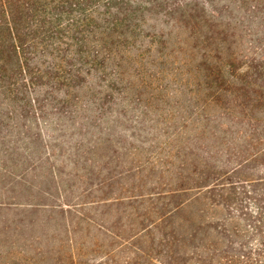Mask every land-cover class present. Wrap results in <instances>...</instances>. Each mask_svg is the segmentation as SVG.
Segmentation results:
<instances>
[{
    "label": "rangeland",
    "instance_id": "1",
    "mask_svg": "<svg viewBox=\"0 0 264 264\" xmlns=\"http://www.w3.org/2000/svg\"><path fill=\"white\" fill-rule=\"evenodd\" d=\"M208 1L235 63L264 57L260 0ZM144 11L145 41L159 29L171 40L136 44L139 63L110 60L107 80L71 90L76 105L32 93L42 108L21 111L20 136L19 113L0 107V264H264V79L219 90L187 15Z\"/></svg>",
    "mask_w": 264,
    "mask_h": 264
},
{
    "label": "trees",
    "instance_id": "2",
    "mask_svg": "<svg viewBox=\"0 0 264 264\" xmlns=\"http://www.w3.org/2000/svg\"><path fill=\"white\" fill-rule=\"evenodd\" d=\"M257 3L263 5L264 0ZM209 4L208 0H181L174 6L170 0H0V107L9 113L18 112L23 121L20 125L23 130H14L11 134L20 136L31 129L26 127L22 110L36 111L38 105L42 108V101L32 93L48 88L50 92L56 91L63 103L68 104L73 99L76 105L79 102L75 101L71 90L81 92L84 82L92 75L107 80L105 71L110 60L128 59L132 64L139 63L144 54L136 44L169 42L171 37L167 39L161 29L146 32L150 38L145 41L141 26L146 7L151 11L164 6L168 15L171 9L178 10L179 20L187 15L184 33L192 40V48L204 49L198 60L215 66L207 75L211 81L215 80L219 90L239 78L246 90L255 89L257 85L262 89L259 79H264V57L250 59L249 63H244V69V65L239 67L242 62L236 64L234 53L226 51L222 45L229 33L220 27ZM186 45L190 46V41ZM212 46L216 50L214 55L205 51ZM218 53L221 58L227 57L226 64L212 63ZM0 124L9 125L4 121ZM6 136L7 130L0 131L2 140ZM210 184L204 186H211L208 190L213 192L223 187L220 183ZM183 204L179 203L176 208ZM29 208L40 213L50 209L37 205ZM180 227L178 223L175 230L179 231ZM176 239L178 241V237ZM231 257L240 264L250 261L245 253ZM216 262L225 264L221 260Z\"/></svg>",
    "mask_w": 264,
    "mask_h": 264
}]
</instances>
